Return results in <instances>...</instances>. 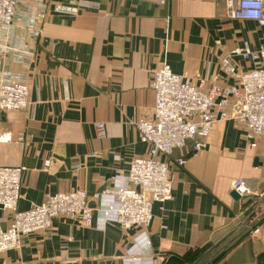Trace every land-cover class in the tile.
I'll use <instances>...</instances> for the list:
<instances>
[{"label": "crops", "instance_id": "obj_1", "mask_svg": "<svg viewBox=\"0 0 264 264\" xmlns=\"http://www.w3.org/2000/svg\"><path fill=\"white\" fill-rule=\"evenodd\" d=\"M46 4L38 36L18 16L10 37L0 36L5 46L31 55L26 67L18 52L0 51V72L26 74L30 102L27 111H0V166L25 168L17 211L82 190L92 224L57 219L50 230L24 237L19 249L0 252V264H175L171 256L193 249L199 252L189 264H264V138L247 139L233 120L212 125L204 150H176L167 158L171 198L152 204L148 226L118 228L116 200L106 193L126 188L130 160L147 152L133 123L151 115L152 72L167 63L193 85L232 84L219 61L229 56L240 71L252 69L238 50H259L260 26L228 18L223 0ZM59 6L77 12L60 14ZM97 123L105 127L103 138ZM235 179L251 194L234 200ZM11 217L0 205L2 228Z\"/></svg>", "mask_w": 264, "mask_h": 264}, {"label": "built area", "instance_id": "obj_2", "mask_svg": "<svg viewBox=\"0 0 264 264\" xmlns=\"http://www.w3.org/2000/svg\"><path fill=\"white\" fill-rule=\"evenodd\" d=\"M46 5V0H0V36L10 37L17 16L21 26L38 36L37 24L44 18ZM223 5L228 18L253 20L262 29L259 50H238L243 60L255 66L240 71L229 56H223L219 61L220 71L234 83L208 88L184 81L167 63L152 72L151 115L133 123L138 140L147 147V152L130 160L126 188L106 192L116 200L114 223L121 230L148 226L152 204L171 198L172 179L167 158L176 150L187 149L188 154L204 150L205 140L216 121L233 120L247 139L264 138V0H223ZM56 11L72 15L77 12L64 6L57 7ZM4 44L0 42V51L12 48ZM11 50L18 52V60L27 67L30 53L22 48ZM28 93L25 73L0 72V111H27ZM95 130L99 138L105 136L102 123L95 124ZM185 162L186 157L176 160L178 166ZM48 165L46 161L45 166ZM24 172L25 168L20 165L0 166V205L12 212L10 225L0 226V252L19 249L24 237L50 230L60 218L75 219L80 227L91 226L93 209L82 190L56 193L27 211H17ZM230 188L241 198L251 194L242 179L233 180Z\"/></svg>", "mask_w": 264, "mask_h": 264}, {"label": "trees", "instance_id": "obj_3", "mask_svg": "<svg viewBox=\"0 0 264 264\" xmlns=\"http://www.w3.org/2000/svg\"><path fill=\"white\" fill-rule=\"evenodd\" d=\"M245 235H247V233ZM245 235H243L242 238ZM198 252H199L198 249H193V250H190L184 256H171L169 259L174 260L175 264H189L192 261V259H194V257L198 255Z\"/></svg>", "mask_w": 264, "mask_h": 264}, {"label": "water", "instance_id": "obj_4", "mask_svg": "<svg viewBox=\"0 0 264 264\" xmlns=\"http://www.w3.org/2000/svg\"><path fill=\"white\" fill-rule=\"evenodd\" d=\"M231 197L234 199V200H239L240 199V196L235 193L234 191L231 192Z\"/></svg>", "mask_w": 264, "mask_h": 264}]
</instances>
